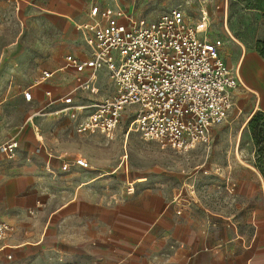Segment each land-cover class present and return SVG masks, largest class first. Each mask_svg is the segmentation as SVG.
<instances>
[{"label":"crops","instance_id":"crops-1","mask_svg":"<svg viewBox=\"0 0 264 264\" xmlns=\"http://www.w3.org/2000/svg\"><path fill=\"white\" fill-rule=\"evenodd\" d=\"M7 1L16 10L22 2L32 5L64 42L66 53L63 64L52 63L51 66H57L41 70L31 85L20 91H6L1 96L0 143L14 137L18 148L12 159L0 154V222L11 226L0 239V262L37 254L48 246V241H56L66 244L60 249L67 254L81 251L85 264H264V180L255 171H238L235 188L201 186L205 189L198 197L190 196L185 185L183 202L178 200L179 204L176 198L168 203L161 201L155 191H136V180H128L125 190L112 197L105 192L93 194L87 182L66 187L57 184L56 194L44 193L47 188L41 162L47 161L48 156L57 159L62 156L46 147L42 136H37L39 132H33L43 144L44 149L39 148L30 131L33 120L56 113L51 107L57 104L64 105L61 111L71 108L70 96L74 97L78 90L103 85L106 78L110 90L99 100L114 92L106 69H99L90 78L89 68L76 71L65 57L72 55L81 60L89 57L84 38L92 32L90 25L95 21L125 23L130 16H144L115 11L110 5L98 6L100 0ZM93 6L99 10L95 16L90 15ZM101 11L107 12V19L100 15ZM118 11L120 15L116 14ZM249 54H253L254 60L264 61L256 51L244 52L241 66ZM43 71L50 72V76L39 80ZM63 73L74 80L70 96L65 90ZM241 78L246 87L256 92L258 87L242 75ZM24 91H29V100L24 99ZM87 113L75 123V131ZM74 158H63L60 164ZM74 167L82 168L72 165L68 170ZM63 195L64 200L51 205L55 196Z\"/></svg>","mask_w":264,"mask_h":264},{"label":"rangeland","instance_id":"rangeland-1","mask_svg":"<svg viewBox=\"0 0 264 264\" xmlns=\"http://www.w3.org/2000/svg\"><path fill=\"white\" fill-rule=\"evenodd\" d=\"M101 4L113 6L115 11L144 17L160 15L178 7L191 21H196L201 12H205L207 38L220 40L219 54L223 61L237 71L240 78L242 75L258 88L256 92L249 89L241 78L243 84L233 90L234 104L224 122L213 128L210 142L187 152H177L156 142L142 140L131 126L132 117L128 110L123 113L112 138L94 132L78 134L74 130L75 123L91 110V103L110 89L106 78L103 85L93 86L88 91L78 90L72 97L74 80L68 73H63L71 108L61 111L63 104L52 106L57 112L33 120L30 128L40 149H44L43 144L33 132H39L37 136H42L46 147H52L55 154L62 156L59 159L48 156L47 161L41 162L47 188L44 193L56 194L57 184L66 187L87 182L93 194L105 192L112 197L125 190L128 180H136V191H155L161 201L168 203L176 198L179 204L183 202L185 185L190 196L198 197V193L204 191L205 187H201L204 185L219 190L228 186L235 188L238 171H255L264 180V115L253 127L248 126L254 114L264 113V61L254 60L253 54H249L240 65L241 55L254 52L256 40L264 38V11L261 9L264 2L100 0L97 5ZM65 53L64 42L56 37L47 19L34 11L32 5L22 2L16 10L7 0L0 1V100L6 91H20L31 85L41 70L57 66H51L52 63L59 61L60 65L63 64ZM76 156L84 157L89 168L60 170L63 158L71 160ZM62 200L64 195L55 196L51 205ZM171 207L174 208L173 203ZM47 245L37 254L3 260L0 264H85L81 251L67 254L60 249L66 245L62 242L48 241Z\"/></svg>","mask_w":264,"mask_h":264},{"label":"built area","instance_id":"built-area-1","mask_svg":"<svg viewBox=\"0 0 264 264\" xmlns=\"http://www.w3.org/2000/svg\"><path fill=\"white\" fill-rule=\"evenodd\" d=\"M98 12L97 6L91 7V16ZM100 15L107 19V12ZM206 23L205 12L199 21L190 22L178 7L152 19L130 16L125 23H92V32L84 38L89 57L65 59L76 71L89 68L90 78L106 69L114 92L89 105L76 132L97 131L112 138L128 110L131 126L144 141L177 152L208 144L213 128L224 122L234 104L233 90L242 83L221 58L220 40L207 38ZM49 76L43 71L39 80ZM23 97L29 100V91ZM17 148V139L11 137L0 143V154L12 159ZM72 165L89 167L85 158L75 157L61 169ZM10 230L0 222V239Z\"/></svg>","mask_w":264,"mask_h":264},{"label":"trees","instance_id":"trees-1","mask_svg":"<svg viewBox=\"0 0 264 264\" xmlns=\"http://www.w3.org/2000/svg\"><path fill=\"white\" fill-rule=\"evenodd\" d=\"M264 2V0H261ZM262 11H264V6H262ZM254 50L259 54L260 57L264 58V38L256 40L254 43ZM264 115L262 112H257L252 116L250 119L248 126L253 127V125L256 123L257 119L260 118V116Z\"/></svg>","mask_w":264,"mask_h":264}]
</instances>
